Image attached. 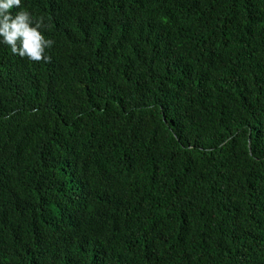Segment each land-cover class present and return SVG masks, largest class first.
<instances>
[{
	"label": "trees",
	"instance_id": "1",
	"mask_svg": "<svg viewBox=\"0 0 264 264\" xmlns=\"http://www.w3.org/2000/svg\"><path fill=\"white\" fill-rule=\"evenodd\" d=\"M0 43V264H264V0H21Z\"/></svg>",
	"mask_w": 264,
	"mask_h": 264
},
{
	"label": "clouds",
	"instance_id": "2",
	"mask_svg": "<svg viewBox=\"0 0 264 264\" xmlns=\"http://www.w3.org/2000/svg\"><path fill=\"white\" fill-rule=\"evenodd\" d=\"M21 0H0V43L10 47L15 55L27 57L34 62H51L46 54L54 41L46 39L42 29L46 27L43 18L33 20L32 14L26 10L12 13L19 9Z\"/></svg>",
	"mask_w": 264,
	"mask_h": 264
}]
</instances>
